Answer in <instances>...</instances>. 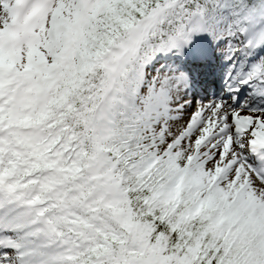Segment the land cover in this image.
<instances>
[{"label":"snow or ice","instance_id":"6c2138e0","mask_svg":"<svg viewBox=\"0 0 264 264\" xmlns=\"http://www.w3.org/2000/svg\"><path fill=\"white\" fill-rule=\"evenodd\" d=\"M0 264H264V0H0Z\"/></svg>","mask_w":264,"mask_h":264}]
</instances>
